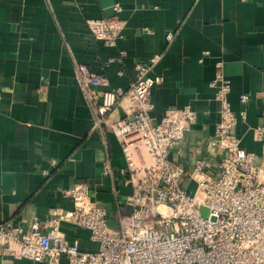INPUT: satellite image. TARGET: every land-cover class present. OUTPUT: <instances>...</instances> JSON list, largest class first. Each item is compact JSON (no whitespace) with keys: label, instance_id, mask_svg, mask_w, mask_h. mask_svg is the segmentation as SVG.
<instances>
[{"label":"crops","instance_id":"0c3cea01","mask_svg":"<svg viewBox=\"0 0 264 264\" xmlns=\"http://www.w3.org/2000/svg\"><path fill=\"white\" fill-rule=\"evenodd\" d=\"M116 2L123 37L110 45L90 21L113 17ZM156 53L152 72L163 81L152 88L153 120L170 107L197 112L169 158L187 169L202 158L215 172L224 152L213 143L221 103L211 82L221 61L232 108L246 109L236 133L260 162L264 142L254 128L264 124V0H0V223L71 209L66 190L84 181L117 226L130 211L125 198L133 186L121 172L126 157L110 123L133 113V101L126 93L108 122L97 125L77 67L85 63L102 75L95 87L100 100L108 89L127 92L135 64ZM242 93L250 95L246 104ZM107 160L112 174L105 173ZM61 229L82 249L98 248L88 228L64 221ZM0 264L46 262L0 254ZM61 264H68L66 256Z\"/></svg>","mask_w":264,"mask_h":264},{"label":"built area","instance_id":"2783aa9c","mask_svg":"<svg viewBox=\"0 0 264 264\" xmlns=\"http://www.w3.org/2000/svg\"><path fill=\"white\" fill-rule=\"evenodd\" d=\"M112 7L113 17L92 20L90 25L96 37L115 45L123 37L124 21L119 18L121 4ZM160 58L156 53L137 62L129 90H105L100 100L95 87L102 83V75L85 63L77 67L97 125L108 122L126 93L133 101V113L110 123L126 157L121 172L133 186L125 198L130 211L119 215L117 226L111 227L107 209L81 181L66 190L73 208L58 206L44 219L35 215L24 223H0V254L46 264H61L63 256L68 264H264V144L260 162L242 146L235 128L246 109L238 113L232 108L231 84L219 61L211 82L221 103L213 143L224 154L215 172L206 168L202 158L191 169L173 162L170 150L196 122L197 112L190 105L170 107L159 122L153 120L152 88L163 77L152 69ZM240 99L246 104L250 95L242 93ZM254 130L264 142V124ZM105 173H113L109 160ZM188 181L195 182V189ZM64 221L88 228L98 248L84 250L77 240H68L61 229Z\"/></svg>","mask_w":264,"mask_h":264},{"label":"water","instance_id":"95a60500","mask_svg":"<svg viewBox=\"0 0 264 264\" xmlns=\"http://www.w3.org/2000/svg\"><path fill=\"white\" fill-rule=\"evenodd\" d=\"M201 210L203 211V213H206V207L205 206H201Z\"/></svg>","mask_w":264,"mask_h":264}]
</instances>
